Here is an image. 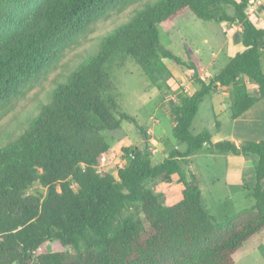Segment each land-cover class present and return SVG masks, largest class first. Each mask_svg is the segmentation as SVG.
<instances>
[{
	"label": "trees",
	"instance_id": "trees-1",
	"mask_svg": "<svg viewBox=\"0 0 264 264\" xmlns=\"http://www.w3.org/2000/svg\"><path fill=\"white\" fill-rule=\"evenodd\" d=\"M128 0H0V106L44 71L88 25ZM254 0H156L106 33L52 91L50 101L16 140L0 148V264H235L234 255L264 229V140L236 145L191 133L199 104L217 87L231 89L236 120L264 99V28L247 9ZM232 9V15L228 14ZM191 13L206 22L239 24L241 50L208 82L193 60L164 48L160 30ZM131 59L152 85L172 77L165 61L192 71L199 84L171 108L173 138L185 147L153 165L146 147L123 152L127 165L99 174L109 149L102 136L123 121L134 123L111 94L109 68ZM255 87L251 95L248 85ZM141 130V129H139ZM208 147L211 153L255 156L254 199L217 223L203 207L194 175L187 181L178 161ZM182 186L166 207L147 187L154 180ZM35 183L43 197L25 195ZM57 240L73 252L38 253Z\"/></svg>",
	"mask_w": 264,
	"mask_h": 264
},
{
	"label": "rangeland",
	"instance_id": "rangeland-1",
	"mask_svg": "<svg viewBox=\"0 0 264 264\" xmlns=\"http://www.w3.org/2000/svg\"><path fill=\"white\" fill-rule=\"evenodd\" d=\"M156 0H128L106 11L92 21L59 56L36 78L25 84L21 92L0 106V148L17 139L30 122L40 113L52 96L53 89L67 80L69 75L86 58L95 54L102 37L117 26L127 22L137 10ZM232 9L228 14L232 15ZM248 18L264 28V0L247 9ZM161 45L183 61L193 60L201 80L208 82L220 72L234 54L241 50L239 24L206 22L187 12L170 26L168 32L160 30ZM172 77L160 78L152 85L142 69L131 59L116 60L109 68L108 83L111 94L138 127L123 121L113 131L102 136L109 149L99 160V174H111L127 165L124 149L146 147L153 165L159 164L176 150L183 153L185 147L172 136L174 121L171 108L180 95H191L199 84L192 71L165 61ZM264 70V42L262 44ZM251 95L255 87L248 85ZM231 89L217 87L199 104L191 126V133L203 131L210 134L212 142L231 141L236 145L264 140V99L236 120L230 118ZM141 129V130H139ZM255 156H234L211 153L207 146L179 166L187 181L194 175L201 190L202 204L217 223L243 209L251 208L254 199L248 189L255 184ZM170 183L154 180L147 183L162 203L169 207L181 198L182 186L172 176ZM46 190L35 183L25 195L43 197ZM73 252L57 240L46 242L38 253ZM235 264H264V230L251 237L234 255Z\"/></svg>",
	"mask_w": 264,
	"mask_h": 264
},
{
	"label": "built area",
	"instance_id": "built-area-1",
	"mask_svg": "<svg viewBox=\"0 0 264 264\" xmlns=\"http://www.w3.org/2000/svg\"><path fill=\"white\" fill-rule=\"evenodd\" d=\"M259 1H260V0H254V1H252V2H251V5L249 6V8H251L252 5H255V4L259 3Z\"/></svg>",
	"mask_w": 264,
	"mask_h": 264
},
{
	"label": "crops",
	"instance_id": "crops-1",
	"mask_svg": "<svg viewBox=\"0 0 264 264\" xmlns=\"http://www.w3.org/2000/svg\"><path fill=\"white\" fill-rule=\"evenodd\" d=\"M256 161H257V160H256ZM263 230H264V229H263ZM261 231H262V230H261ZM261 231H260V232H261ZM260 232H259V233H260ZM259 233H258V234H259ZM256 235H257V234H256ZM254 236H255V235H254Z\"/></svg>",
	"mask_w": 264,
	"mask_h": 264
}]
</instances>
